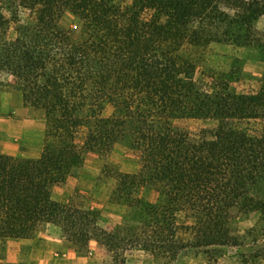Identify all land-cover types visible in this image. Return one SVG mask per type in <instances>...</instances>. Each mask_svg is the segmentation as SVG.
Returning a JSON list of instances; mask_svg holds the SVG:
<instances>
[{"label":"trees","instance_id":"obj_1","mask_svg":"<svg viewBox=\"0 0 264 264\" xmlns=\"http://www.w3.org/2000/svg\"><path fill=\"white\" fill-rule=\"evenodd\" d=\"M262 16L264 0H0V72L45 121L37 158L0 153V240L53 224L77 249L94 240L172 261L264 215V132L251 125L264 120V69L238 87L241 54L264 64ZM116 145L137 153L138 168L103 166L110 203L126 208L107 231L51 192L88 153L107 158Z\"/></svg>","mask_w":264,"mask_h":264},{"label":"rangeland","instance_id":"obj_2","mask_svg":"<svg viewBox=\"0 0 264 264\" xmlns=\"http://www.w3.org/2000/svg\"><path fill=\"white\" fill-rule=\"evenodd\" d=\"M71 24V15L65 14L62 25L68 28ZM256 28L264 32V16L258 19ZM220 50L222 49L215 48V52ZM241 60L246 78L238 87L246 91L255 85L254 78L262 75L264 64L254 60L251 53L241 54ZM12 80L0 72V120L9 123L15 121L11 124L0 121V151L2 148L11 151L7 146L15 132L16 135L19 134L21 151L24 153L18 157L33 158L35 151L40 153L42 148L45 121L41 113L24 106L21 93ZM24 120H30V123L24 124ZM181 125L196 131L205 125L212 126V123L184 121ZM251 125L264 132V120H257ZM38 139L39 147L35 148ZM104 164L116 166L123 173H134L138 168L137 153L123 145H116L107 158L88 153L76 173L52 189L51 199L62 204L73 201L74 206H82L86 211L95 212L99 227L111 231L120 222L126 208L110 203L114 182L102 175ZM261 191L264 192V185L261 186ZM66 196L69 198L63 202ZM143 196L149 201L155 198L154 192L150 190H145ZM232 226L235 230L234 240H228L229 243L209 248H189L181 251L171 261L167 258H153L149 253L130 248L110 253L94 242L90 247V241L86 248L77 249L62 236L60 228L53 224H42L29 239L0 240V264H73L74 256L83 264H127L131 260L135 262L145 259L152 260L155 264H264V215L252 212L247 218L234 221Z\"/></svg>","mask_w":264,"mask_h":264},{"label":"crops","instance_id":"obj_3","mask_svg":"<svg viewBox=\"0 0 264 264\" xmlns=\"http://www.w3.org/2000/svg\"><path fill=\"white\" fill-rule=\"evenodd\" d=\"M0 121L4 122L5 124H11L12 122H15V121H10V123H9V121H4V120H0ZM23 123L24 124L30 123V120H24ZM38 142H39V139L36 141V145L37 146H35V148L39 147L38 144H37ZM7 147L10 148L11 151H8L6 148H2L0 153L4 154V155L13 156V157L23 156V154H24L23 151H21V139L19 137V134L16 135L15 132L12 134L11 139L9 141V146H7ZM38 154H39L38 151H35V156H33V158H37L39 156ZM68 198H69V196H66L65 200L63 202H66V200H68ZM93 242L96 244L95 241L91 240L90 243H89L90 247H92L93 244H91V243H93ZM91 253L95 254L94 250H91ZM72 263L73 264H83V262H80L79 259L76 260L75 256H74V258L72 260ZM88 264H102V263L90 262ZM105 264H110V263L106 262ZM127 264H155V263L152 260L145 259V261H141V260L136 261L135 260V262L133 260H131V262H129V263L127 262Z\"/></svg>","mask_w":264,"mask_h":264}]
</instances>
